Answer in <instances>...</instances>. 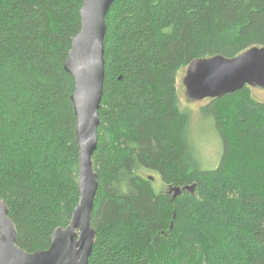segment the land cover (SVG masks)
<instances>
[{
  "label": "trees",
  "instance_id": "16d2710c",
  "mask_svg": "<svg viewBox=\"0 0 264 264\" xmlns=\"http://www.w3.org/2000/svg\"><path fill=\"white\" fill-rule=\"evenodd\" d=\"M82 5L0 0V199L28 252L48 249L80 201L65 61ZM106 22L89 264H264V101L246 85L201 106L223 140L205 168L177 87L195 59L263 47L264 0H115Z\"/></svg>",
  "mask_w": 264,
  "mask_h": 264
},
{
  "label": "water",
  "instance_id": "95a60500",
  "mask_svg": "<svg viewBox=\"0 0 264 264\" xmlns=\"http://www.w3.org/2000/svg\"><path fill=\"white\" fill-rule=\"evenodd\" d=\"M115 0H83L80 30L73 37L65 70L73 77L71 96L77 123L79 146L80 201L69 225L58 227L48 249L28 252L17 244L18 231L9 216V207L0 199V264H89L96 241L92 216L99 188L93 156L98 146L100 108L105 82V36L107 14ZM191 100L221 98L246 85L264 89V46L252 47L236 57L215 55L193 60L183 79ZM172 187L173 199L182 190Z\"/></svg>",
  "mask_w": 264,
  "mask_h": 264
},
{
  "label": "rangeland",
  "instance_id": "374dc122",
  "mask_svg": "<svg viewBox=\"0 0 264 264\" xmlns=\"http://www.w3.org/2000/svg\"><path fill=\"white\" fill-rule=\"evenodd\" d=\"M186 69H180L178 72L177 87L181 109L188 112L191 121L187 130V137L193 145L194 150L200 158V163L205 168L215 167L221 159L223 153V140L215 126L212 116L201 110V106L207 104L210 99L191 100L186 95V87L183 79L186 75ZM252 94L258 100L264 101V89L253 87ZM145 176H152L156 190L161 189V178L154 172H145Z\"/></svg>",
  "mask_w": 264,
  "mask_h": 264
},
{
  "label": "flooded vegetation",
  "instance_id": "af4514ba",
  "mask_svg": "<svg viewBox=\"0 0 264 264\" xmlns=\"http://www.w3.org/2000/svg\"><path fill=\"white\" fill-rule=\"evenodd\" d=\"M169 193H170V191H169Z\"/></svg>",
  "mask_w": 264,
  "mask_h": 264
}]
</instances>
